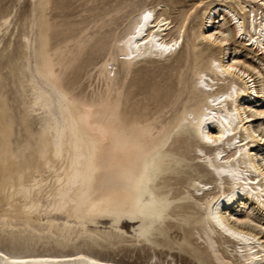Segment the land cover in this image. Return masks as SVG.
<instances>
[{
    "label": "bare ground",
    "instance_id": "6f19581e",
    "mask_svg": "<svg viewBox=\"0 0 264 264\" xmlns=\"http://www.w3.org/2000/svg\"><path fill=\"white\" fill-rule=\"evenodd\" d=\"M72 2L23 39L34 142L0 103V264H264V0Z\"/></svg>",
    "mask_w": 264,
    "mask_h": 264
},
{
    "label": "rangeland",
    "instance_id": "374dc122",
    "mask_svg": "<svg viewBox=\"0 0 264 264\" xmlns=\"http://www.w3.org/2000/svg\"><path fill=\"white\" fill-rule=\"evenodd\" d=\"M69 1L70 0H68V3L71 4V2L73 1L75 4L73 5L72 2V5L74 6V7L72 6L74 8L72 10H74V13L70 9L72 13L71 14L72 18H74L73 16L76 17L77 15H79L82 12V10H84V8L86 9V7L87 8L89 7L87 4L84 5V3H86L87 0H76L77 3H75V0H71L70 2ZM78 1H81L80 2L81 4L78 3ZM158 1L161 0H151V2H158ZM174 1H179L183 8L189 9L195 3L201 1H204L205 3H209V2L218 3L220 0H174ZM33 4H34V0L33 1L0 0V22H2L1 20L5 17H11L12 19L11 24L5 25L0 31V95H1L0 103L4 101L3 104H6L5 120L7 123H11L13 124V126H15L14 127L15 138L22 145V148L23 145L28 141L34 142V139H32L30 136L31 132L34 134H38L39 131L41 130L40 128L41 122L36 116L37 112L34 110L35 108L33 107V103H32L33 96L30 94L31 92L28 83L29 79H27V77L29 78L30 75L28 74L29 72L27 71L28 63L24 58L26 53V48L24 46L23 39L25 35L31 36L32 32L30 31H32L31 29H33V25H31V23L33 24V21H35V19L39 20V16L41 15V12H39L40 10H38L36 14L34 13ZM78 4H80V6ZM77 8L79 9V11L80 10L81 11L79 12ZM75 10L77 12H75ZM199 10L200 7L196 10V12H199ZM173 12H174L173 17H176L178 15V10H175ZM242 51L243 52H240L242 57H249L247 51L244 50ZM23 82L24 85L23 84L21 85V83ZM21 93L23 95H21ZM8 120H10V122ZM43 203L47 204L48 201L44 199ZM242 203H243L242 201L240 202L237 201L233 203L232 206L235 209H239L240 206H242ZM131 226L132 224H129L125 228L130 232L132 229ZM118 258L136 264H146L145 254L143 253L136 255V253L129 254L128 252H122L119 254ZM176 259H178L177 261H179V264H191L189 261H187L188 258L185 256L177 255Z\"/></svg>",
    "mask_w": 264,
    "mask_h": 264
},
{
    "label": "snow or ice",
    "instance_id": "6c2138e0",
    "mask_svg": "<svg viewBox=\"0 0 264 264\" xmlns=\"http://www.w3.org/2000/svg\"><path fill=\"white\" fill-rule=\"evenodd\" d=\"M150 15H151V13H147L144 18L147 19L148 16H150ZM168 50L170 51L171 49L169 48ZM211 142L212 141L209 140V143H211ZM238 238H243V237H238ZM13 264H27V262H25V261H14Z\"/></svg>",
    "mask_w": 264,
    "mask_h": 264
}]
</instances>
